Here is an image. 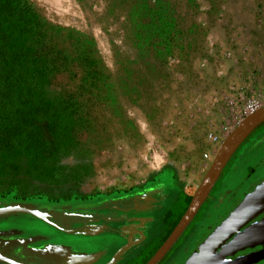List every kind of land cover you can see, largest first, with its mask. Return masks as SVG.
Masks as SVG:
<instances>
[{
	"label": "rangeland",
	"instance_id": "rangeland-1",
	"mask_svg": "<svg viewBox=\"0 0 264 264\" xmlns=\"http://www.w3.org/2000/svg\"><path fill=\"white\" fill-rule=\"evenodd\" d=\"M18 1L59 54L48 91L61 103L39 149L0 153V191L87 197L160 179L196 193L221 145L264 108V0ZM235 184L221 179L178 264L230 214L225 203L201 220Z\"/></svg>",
	"mask_w": 264,
	"mask_h": 264
},
{
	"label": "flooded vegetation",
	"instance_id": "flooded-vegetation-1",
	"mask_svg": "<svg viewBox=\"0 0 264 264\" xmlns=\"http://www.w3.org/2000/svg\"><path fill=\"white\" fill-rule=\"evenodd\" d=\"M250 138L251 139L245 141V144H243V146H241L237 151L238 155L236 157V166L233 168V170L228 171L226 176L224 175L233 159L231 158L219 176L217 182L214 184L204 204L197 212L195 218L185 229L179 239L174 243L171 249L157 264H178L177 262L178 259H180L181 252L186 251L188 242L193 236L192 233H189L192 223L197 219L202 209H204L203 207L206 205V203H208L210 200H214L213 195H215V193L218 194V187L221 179L228 181L232 180L235 181L236 184L235 186H232L233 190L228 191L227 197H225V195H221L222 199L217 201L219 205L216 204L214 207H212V212H205V214L202 216L203 218L201 219L203 222L204 220L206 222L211 213L216 211L219 206H224L225 203H230L229 205L231 206V210L229 213H231V211L234 210L244 199L242 198L238 200L239 197H237V194L239 191H242L243 188H246L244 191L247 190L250 191L249 193H251L264 181V124L257 128V130H255L253 133V136H250ZM159 180L160 179H156L154 182L149 184L133 186L124 190L99 191L96 194L93 193L87 197H82L80 195L81 190L78 187V189L75 192H72V194L60 193L59 199H53L50 197V195H48L50 193H42L41 191L37 190H34L31 194L27 193V195L24 191L19 189V183H16L12 184L10 188L6 187V190L0 191V199H14L18 202H21L22 204L32 206L33 209H35V213L40 215V217H33L41 220L43 223H46L58 231L61 230L63 233H73L76 235L84 232L82 231V226H96L98 223H101V221L116 219L119 217V215H123L128 211H146L148 214H152L156 211L163 210L161 221L163 222V233H161V236L158 232H156L155 235L158 238L155 237L156 239L154 238L144 242L141 241L138 245L134 246L129 252L123 255V257H121L117 263L148 264V262L154 257L157 251L171 235L177 224L180 222L196 194L194 192L192 193L190 191L188 192L181 190L178 187H173V185L162 182V184L166 186L164 187V196H166V193L168 192V194L172 193L174 197V200L171 202L162 201L160 190L151 187V184L156 183L157 181H162ZM78 190H80V192ZM160 203L170 204L164 208V206L160 205ZM227 217L228 216H226L225 219ZM103 218L104 220H101ZM263 218L264 214L252 221L250 224L244 227V229H247L252 224L260 222ZM223 221H221L220 224ZM220 224H215L212 230L215 227L217 228ZM70 226L74 229H67L70 228ZM211 231H209L210 234ZM136 233L137 235L135 237L139 238L138 235H147L148 231L146 228H142L137 230ZM22 237L23 239H28V235H24V233L23 235L16 237H7L8 240L7 238L4 239L0 237V241L6 242V244L0 243V264H29L25 263L24 258L28 257V255L25 253L26 256H24L21 253L24 252V250L20 248V243L18 242L22 239ZM42 237L46 238L45 240H47V238H53L54 236L49 234ZM7 243H10V245L7 246ZM258 250H261V248L244 252L238 256H246ZM34 256L41 258L38 259L42 261L40 264H52L50 259L44 257L43 255L34 254ZM263 262L264 261L259 263Z\"/></svg>",
	"mask_w": 264,
	"mask_h": 264
},
{
	"label": "trees",
	"instance_id": "trees-1",
	"mask_svg": "<svg viewBox=\"0 0 264 264\" xmlns=\"http://www.w3.org/2000/svg\"><path fill=\"white\" fill-rule=\"evenodd\" d=\"M33 15L21 1L0 0V153L39 149L48 106L61 103L48 91L59 54L38 36Z\"/></svg>",
	"mask_w": 264,
	"mask_h": 264
},
{
	"label": "crops",
	"instance_id": "crops-1",
	"mask_svg": "<svg viewBox=\"0 0 264 264\" xmlns=\"http://www.w3.org/2000/svg\"><path fill=\"white\" fill-rule=\"evenodd\" d=\"M151 187L160 190L162 201L171 202L174 200L170 192V194L167 192V195L164 196V187L166 186L162 182L157 181L151 184ZM0 203H3L0 204V210L20 207L35 212L32 206L22 204L14 199H0ZM169 204L160 203L164 208ZM162 215L163 210L152 214H148L146 211H128L123 215H119L116 219L101 221L96 226H82L84 232L77 235L58 231L33 217L34 215L31 216V214L0 215V237L5 239L11 236H20L23 233L24 235L27 234L28 239L22 237L18 242L20 248L24 250L21 253L24 256L28 255L24 258V261L29 264H40L42 262L38 260L41 258L34 256V254L47 257L52 264H117L123 255L141 241L154 239L157 237L156 232L161 236V233H163ZM101 220H104V218ZM142 228H146L148 234H141L138 235L139 238H136V231ZM67 229L73 230L74 228L70 226ZM49 234L54 237L47 238V240L42 237ZM41 237L44 239L42 240ZM0 243L6 244L2 241ZM8 245L10 243H7Z\"/></svg>",
	"mask_w": 264,
	"mask_h": 264
},
{
	"label": "water",
	"instance_id": "water-1",
	"mask_svg": "<svg viewBox=\"0 0 264 264\" xmlns=\"http://www.w3.org/2000/svg\"><path fill=\"white\" fill-rule=\"evenodd\" d=\"M264 124V108L248 117L221 145L208 173L199 186L187 211L171 235L148 264H157L179 239L204 204L222 171L241 144ZM16 213L39 214L16 207L0 210V215ZM264 214V181L228 215V217L200 244L185 264H257L264 261V218L244 229ZM255 251L246 256L244 252Z\"/></svg>",
	"mask_w": 264,
	"mask_h": 264
}]
</instances>
